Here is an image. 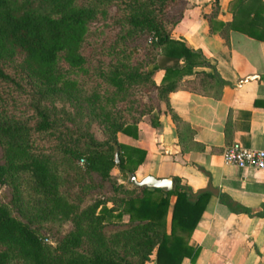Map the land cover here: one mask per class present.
<instances>
[{
  "label": "trees",
  "instance_id": "obj_1",
  "mask_svg": "<svg viewBox=\"0 0 264 264\" xmlns=\"http://www.w3.org/2000/svg\"><path fill=\"white\" fill-rule=\"evenodd\" d=\"M39 1L41 8L27 5L16 13L10 0H0V181L10 186L18 212L0 199V264H147L153 253L154 264H180L184 256L194 261L199 248L189 238L209 191L194 193L178 176L170 190L119 181L111 169L129 179L145 150L119 141L117 133L137 135L138 121L155 108L151 91L164 101L177 88L218 97L226 81L216 70H194L212 67L210 60L171 34L177 16L168 10L177 0ZM212 6L213 30L218 0ZM110 7L117 11L115 36L94 46L102 24L93 23ZM227 8L232 19L221 36L228 40L232 28L264 40V2L230 0ZM141 33L149 36L144 52L133 45ZM48 100L64 101L74 112ZM169 110L179 127L183 121ZM75 114L95 122L104 137L75 123ZM92 172L109 180V191L81 205L86 189L75 199L61 189L64 173L83 179ZM221 200L232 211H249ZM124 214L125 226L104 230L111 215ZM61 221L72 224L65 238L44 241L38 225Z\"/></svg>",
  "mask_w": 264,
  "mask_h": 264
},
{
  "label": "crops",
  "instance_id": "obj_2",
  "mask_svg": "<svg viewBox=\"0 0 264 264\" xmlns=\"http://www.w3.org/2000/svg\"><path fill=\"white\" fill-rule=\"evenodd\" d=\"M180 1L171 34L210 60L212 67L194 70H216L226 83L218 97L185 88L171 91L167 101L154 97L155 108L138 121L137 135L118 132L117 138L145 150L134 171L137 179L178 176L194 193L209 191L189 238L198 254L194 261L184 256L180 264H264V169L224 163L221 155L233 141L264 149V40L232 28L228 40L220 35L221 26L232 19L230 0H218L213 30L207 18L213 0ZM163 74V69L156 71L157 84ZM169 108L183 121L179 127ZM222 196L249 211L230 210ZM173 200L171 195V204ZM170 212L171 205L167 229ZM151 256L147 264H154Z\"/></svg>",
  "mask_w": 264,
  "mask_h": 264
},
{
  "label": "rangeland",
  "instance_id": "obj_3",
  "mask_svg": "<svg viewBox=\"0 0 264 264\" xmlns=\"http://www.w3.org/2000/svg\"><path fill=\"white\" fill-rule=\"evenodd\" d=\"M85 0H78V3H83ZM14 10L16 13H21L24 6H29L31 8L39 9L42 6V2L39 0H10ZM180 0H177L175 4H173L168 10V16L174 17L177 14V11L180 7ZM116 8L110 7L107 13V16L100 20L95 21L93 25H99L98 23L102 24L99 28L100 32L99 35L96 36V40L94 46L101 42L109 41L110 39L114 38L116 33L117 25L114 23L113 19L116 14ZM148 34L141 33L139 34L134 40L133 45H136L138 51L144 52L146 47V42H148ZM148 96L152 99L155 97L154 92L148 93ZM48 105H55L57 108L61 109H68L71 112H74V108L68 103L61 101V100H48L46 101ZM74 122L77 124L86 127L93 135L97 138H103V132L98 127L95 122L88 121L85 116L82 114H75L74 115ZM67 123L71 125V122L67 120ZM2 152L3 149L0 146V163H2ZM79 163L83 165V161L79 160ZM117 167V166H115ZM117 169V168H116ZM112 171V169H111ZM118 174L114 176H118V180L122 182H128V178L122 177L120 174V170H116ZM61 189L67 193L71 198L75 199L77 194L80 192V189H86L87 194L84 200L81 202V205L89 202L94 196L101 195L102 193L110 190V182L109 180L102 179L98 173L92 172L90 175L84 176L83 179L74 178L70 173L63 174V181H62ZM89 185V187H86ZM81 187V188H80ZM11 188L10 186L0 181V199L6 203L13 214L18 215L16 206L14 205L12 198H11ZM126 225V214L122 215L121 217H117L115 215H111L108 218V222L106 223L104 230L107 231L109 229L118 227V226H125ZM40 232L44 237V241L50 244H57L59 241L65 238L67 233L72 228V224L70 221H61V222H47L38 225ZM47 237V239H45Z\"/></svg>",
  "mask_w": 264,
  "mask_h": 264
},
{
  "label": "built area",
  "instance_id": "obj_4",
  "mask_svg": "<svg viewBox=\"0 0 264 264\" xmlns=\"http://www.w3.org/2000/svg\"><path fill=\"white\" fill-rule=\"evenodd\" d=\"M221 155L224 163L264 169V149L261 148H251L239 141H233L224 146ZM80 161H83V158Z\"/></svg>",
  "mask_w": 264,
  "mask_h": 264
},
{
  "label": "water",
  "instance_id": "obj_5",
  "mask_svg": "<svg viewBox=\"0 0 264 264\" xmlns=\"http://www.w3.org/2000/svg\"><path fill=\"white\" fill-rule=\"evenodd\" d=\"M115 159L118 160L117 152H115ZM129 181L135 185H143L150 188H162L170 190L173 187L171 177H155L151 174H147L140 179H137L134 172H130Z\"/></svg>",
  "mask_w": 264,
  "mask_h": 264
}]
</instances>
